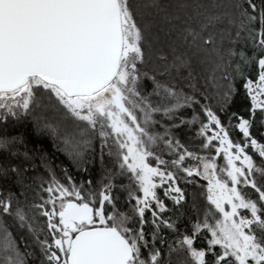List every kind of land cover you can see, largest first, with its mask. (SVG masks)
Wrapping results in <instances>:
<instances>
[{
    "label": "snow or ice",
    "instance_id": "obj_1",
    "mask_svg": "<svg viewBox=\"0 0 264 264\" xmlns=\"http://www.w3.org/2000/svg\"><path fill=\"white\" fill-rule=\"evenodd\" d=\"M0 126V264H264V0H0Z\"/></svg>",
    "mask_w": 264,
    "mask_h": 264
},
{
    "label": "trees",
    "instance_id": "obj_2",
    "mask_svg": "<svg viewBox=\"0 0 264 264\" xmlns=\"http://www.w3.org/2000/svg\"><path fill=\"white\" fill-rule=\"evenodd\" d=\"M133 2L134 3H149L150 0H133ZM173 2H175V0H173ZM188 2L189 3H196L197 0H188ZM205 2H207V0H205ZM161 50H163L164 52H167L166 45L163 42V37H162L160 43L155 44L153 54L148 58V68L149 69L159 68V69L163 70L162 62L158 61V55L160 54ZM165 78H167V77H165ZM53 122H55V121H53ZM0 131H2V126H0ZM8 132L10 133L11 136H21L22 135L25 139L27 149H29V150L35 149L37 147H43L45 152L48 154L49 160L54 165H61L62 167H68L69 166V161L67 160V157L63 153L57 152L56 149L52 146L51 137H49L47 135H39L38 136L36 134V132L32 126L31 120L26 122L24 125H16L15 127H13L12 125H9ZM253 133L256 134L255 128H253ZM240 138L241 137L238 134L233 135V139H240ZM262 142H264V141H262ZM24 150H25V146L20 145L19 151L23 152ZM95 151H96V161L94 164L89 165L91 176L85 177V178H91L94 182L99 181L103 175V172H102V170L100 168V164H99V153H100L99 138H97L95 141ZM250 154H252L254 156V160L257 163H259L260 158L258 157V155H256L255 153H252L251 150H250ZM10 159H11L12 163H19V161L14 157H11ZM105 159H107V157H105ZM4 161H5V156L3 153H0V163H3ZM221 161H222V159H221ZM34 162L39 163V157L38 156L36 157ZM58 171H59V169H58ZM71 171L73 172L74 175H77L79 178V174L76 173L75 168H72ZM123 182L127 183V180H124ZM3 187H5V184L3 181H0V190H2ZM188 191H189L188 216L194 218L195 212L192 210V207H191V205L193 203V201L191 200L192 199L191 193L193 190L191 188H189ZM124 197H126V193L122 194V199ZM198 200H200V198H198ZM187 219H188V217L185 218L184 223H181L179 225V227L182 231L187 226ZM12 231L14 233H16L18 237H19V235H21V233H23V235L25 237H27V233L24 232L23 230H18L17 228H13ZM174 235L171 236L169 240H171V238L174 237ZM26 244L27 245L31 244V241L28 240L27 238L19 241V247L21 248L22 252H24V251L31 252L34 250V247H32V246L26 248ZM35 251H38V249H35ZM28 259L31 261L32 258L29 257Z\"/></svg>",
    "mask_w": 264,
    "mask_h": 264
},
{
    "label": "rangeland",
    "instance_id": "obj_3",
    "mask_svg": "<svg viewBox=\"0 0 264 264\" xmlns=\"http://www.w3.org/2000/svg\"><path fill=\"white\" fill-rule=\"evenodd\" d=\"M142 83H143V82H142ZM145 91H146V92H150V91H151V82H150V81H148V86H147V88H146ZM159 118H160V117L157 116V119H159ZM157 130H160V129H157ZM221 162H223V161H221ZM257 164L259 165V163H257ZM161 194H162V193H161ZM191 198H192V197H191ZM198 198H200V200H198ZM191 200L193 201V199H191ZM196 203H197V206H198V207L201 209V211H202V210H203V205H204L205 201H204L203 198H201L198 194H197V197H196ZM195 215H196V213H195ZM163 235H165L166 238L169 240L170 237L173 236L174 234L165 231V232L163 233ZM174 239H175V235H174V237H172L171 240H169V241H172V240H174ZM196 246H197V247L200 246V241H197Z\"/></svg>",
    "mask_w": 264,
    "mask_h": 264
}]
</instances>
